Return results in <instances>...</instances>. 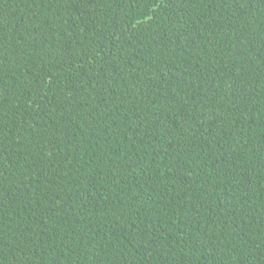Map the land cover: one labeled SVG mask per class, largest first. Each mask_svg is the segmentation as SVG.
Returning <instances> with one entry per match:
<instances>
[{"label": "trees", "instance_id": "1", "mask_svg": "<svg viewBox=\"0 0 264 264\" xmlns=\"http://www.w3.org/2000/svg\"><path fill=\"white\" fill-rule=\"evenodd\" d=\"M0 264H264V0H0Z\"/></svg>", "mask_w": 264, "mask_h": 264}]
</instances>
